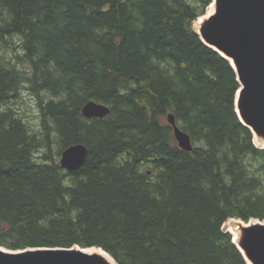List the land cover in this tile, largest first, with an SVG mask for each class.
Wrapping results in <instances>:
<instances>
[{
  "label": "trees",
  "instance_id": "trees-1",
  "mask_svg": "<svg viewBox=\"0 0 264 264\" xmlns=\"http://www.w3.org/2000/svg\"><path fill=\"white\" fill-rule=\"evenodd\" d=\"M214 0H0V246L99 247L118 264H248L223 226L264 219V147L230 61L194 27ZM35 98L33 130L12 105ZM95 100L110 113L87 118ZM192 140L179 147L167 116ZM88 147L84 164L62 151Z\"/></svg>",
  "mask_w": 264,
  "mask_h": 264
},
{
  "label": "water",
  "instance_id": "water-1",
  "mask_svg": "<svg viewBox=\"0 0 264 264\" xmlns=\"http://www.w3.org/2000/svg\"><path fill=\"white\" fill-rule=\"evenodd\" d=\"M213 4V14L203 18L197 32L207 45L229 61L233 59L234 63H230L241 84L236 94L238 115L254 135L264 140V0H214ZM109 113L106 104L95 100L82 107L87 118H103ZM167 119L179 147L193 151L190 135L176 124L174 115L169 113ZM87 155L88 147L75 143L62 151L59 162L62 168L73 171L84 164ZM258 221L242 226L239 245L233 242L241 252L240 247L245 250V254L242 252L245 259L247 256L253 264H264V219ZM85 248L92 247L11 250L0 246V264H112L101 254L88 253Z\"/></svg>",
  "mask_w": 264,
  "mask_h": 264
},
{
  "label": "rangeland",
  "instance_id": "rangeland-1",
  "mask_svg": "<svg viewBox=\"0 0 264 264\" xmlns=\"http://www.w3.org/2000/svg\"><path fill=\"white\" fill-rule=\"evenodd\" d=\"M212 7L210 6L208 8V11L205 15H203V18H207L211 15ZM199 18L194 22V27L198 31L200 28V23L198 22ZM21 47H20V41L18 37H15L14 39L10 38L9 41H5L0 39V61H7L13 60L15 53H21ZM22 95V98L13 104L12 106L16 108L20 114L24 117V119L29 123V125L32 127L33 130H38L40 126V118H39V109L37 107L36 101L34 96L26 89H23L20 93ZM254 141L257 145L262 146L263 145L257 141L255 135H254ZM233 220L241 221V219H233L230 218L226 223H224L223 228L227 231L229 229V225L233 223ZM251 220H259V219H251ZM78 246V245H76Z\"/></svg>",
  "mask_w": 264,
  "mask_h": 264
},
{
  "label": "bare ground",
  "instance_id": "bare-ground-1",
  "mask_svg": "<svg viewBox=\"0 0 264 264\" xmlns=\"http://www.w3.org/2000/svg\"><path fill=\"white\" fill-rule=\"evenodd\" d=\"M211 7H212V12H214V9H215L214 4H212ZM211 14H213V13H211ZM203 17L204 16L199 17V20H198L199 23L202 22ZM229 59H230L231 63H234L232 58H229ZM255 137H256L257 141H259L264 146V140L260 137H257L256 135H255ZM256 222H259V221L258 220H255V221L250 220L249 222L239 221V222L231 223L229 225L228 230L230 232H232L233 241H235L239 245V240H240V237L242 235V226H248V225H250L252 223H256ZM240 249L245 254V250L242 247H240ZM84 250L88 253H94V252L99 253L102 256H104L110 263L117 264L116 261L112 258V256L108 252H106L105 250H103L101 248L92 247V248H85ZM246 259H247V262L249 264H253L252 261L247 256H246Z\"/></svg>",
  "mask_w": 264,
  "mask_h": 264
}]
</instances>
